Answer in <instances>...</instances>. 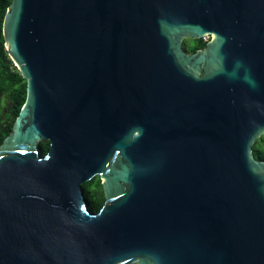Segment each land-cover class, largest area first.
Returning <instances> with one entry per match:
<instances>
[{"label":"water","instance_id":"obj_1","mask_svg":"<svg viewBox=\"0 0 264 264\" xmlns=\"http://www.w3.org/2000/svg\"><path fill=\"white\" fill-rule=\"evenodd\" d=\"M3 35L0 264H264V0H12Z\"/></svg>","mask_w":264,"mask_h":264},{"label":"trees","instance_id":"obj_2","mask_svg":"<svg viewBox=\"0 0 264 264\" xmlns=\"http://www.w3.org/2000/svg\"><path fill=\"white\" fill-rule=\"evenodd\" d=\"M11 1L0 0V146L12 132L14 122L19 116L27 97V83L5 48L3 23ZM207 41L208 39L205 38L187 39L184 42V48L189 52H196L198 49L204 48ZM50 150L51 142H43L40 145L42 157H46ZM253 153L257 159L264 160V135L256 140ZM83 188L92 213H100L106 203L101 178H94L87 182Z\"/></svg>","mask_w":264,"mask_h":264},{"label":"rangeland","instance_id":"obj_3","mask_svg":"<svg viewBox=\"0 0 264 264\" xmlns=\"http://www.w3.org/2000/svg\"><path fill=\"white\" fill-rule=\"evenodd\" d=\"M209 37H207V39H208ZM5 107H6V104H5Z\"/></svg>","mask_w":264,"mask_h":264},{"label":"built area","instance_id":"obj_4","mask_svg":"<svg viewBox=\"0 0 264 264\" xmlns=\"http://www.w3.org/2000/svg\"><path fill=\"white\" fill-rule=\"evenodd\" d=\"M205 39H207V37H206ZM208 39H209V38H208Z\"/></svg>","mask_w":264,"mask_h":264}]
</instances>
